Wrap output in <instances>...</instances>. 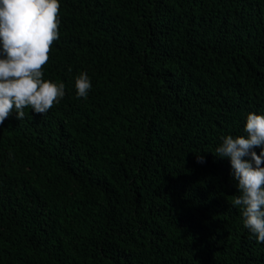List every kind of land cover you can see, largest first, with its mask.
<instances>
[{"label":"trees","instance_id":"16d2710c","mask_svg":"<svg viewBox=\"0 0 264 264\" xmlns=\"http://www.w3.org/2000/svg\"><path fill=\"white\" fill-rule=\"evenodd\" d=\"M59 19L44 78L65 96L0 125V264H264L215 156L264 115V0H60Z\"/></svg>","mask_w":264,"mask_h":264},{"label":"clouds","instance_id":"9594fccd","mask_svg":"<svg viewBox=\"0 0 264 264\" xmlns=\"http://www.w3.org/2000/svg\"><path fill=\"white\" fill-rule=\"evenodd\" d=\"M59 13L60 0H0V125L13 112L23 119L26 108L44 114L65 96L64 83L44 78L52 45L59 39ZM91 87L86 73L75 79L78 98H86ZM244 132L224 136L215 156L230 160L240 193L233 205L241 208L244 227L257 243H264V115L249 113ZM196 159L204 162L201 154Z\"/></svg>","mask_w":264,"mask_h":264}]
</instances>
